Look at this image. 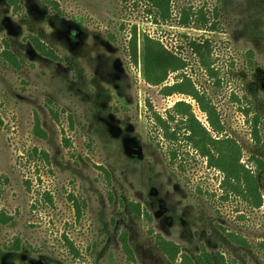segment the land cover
I'll return each instance as SVG.
<instances>
[{
  "label": "rangeland",
  "instance_id": "rangeland-1",
  "mask_svg": "<svg viewBox=\"0 0 264 264\" xmlns=\"http://www.w3.org/2000/svg\"><path fill=\"white\" fill-rule=\"evenodd\" d=\"M48 1L20 0V15L0 0V217L7 216L0 218V264H181L159 239L193 257L205 249L221 253L224 264H264L263 208L222 198L220 172L183 144L172 160L175 146L155 114L165 117L185 99L205 125L207 116L191 97L163 95L145 80L120 23L145 20L169 46L178 39L126 13L122 0H55L59 12ZM224 31L229 48L220 57L229 63L253 49L264 69V0H232ZM7 48L19 67L4 58ZM231 111L250 145L243 117ZM131 203H140V215ZM17 241L20 250H12Z\"/></svg>",
  "mask_w": 264,
  "mask_h": 264
},
{
  "label": "trees",
  "instance_id": "trees-1",
  "mask_svg": "<svg viewBox=\"0 0 264 264\" xmlns=\"http://www.w3.org/2000/svg\"><path fill=\"white\" fill-rule=\"evenodd\" d=\"M6 2L16 13L23 15L20 0ZM48 3L59 12L58 2L52 0ZM121 3L126 13L146 18L147 22L167 35L172 34L179 42V45L169 46L162 37L153 35L145 27V20L132 23L130 27L120 23L121 29L131 32L130 51L137 63L140 59V70L145 80L152 85H161L163 95L191 97L207 116L208 124L205 125L185 99L177 101L167 116L155 114L154 119L162 130L163 138L175 146L170 151L172 160L178 158L181 144L192 149L206 159L207 166L222 175V198L239 197L254 208H263L264 213V99L259 96V91L264 89V69L257 63L253 49L243 55L236 53V57H230L229 63L220 57L222 51L229 48L221 35L226 32L224 27L232 0H122ZM183 29H195L201 34L192 37ZM34 42L41 53L56 57L38 39ZM3 56L15 67L20 66L9 48L5 49ZM241 57L245 61L240 62ZM173 73L178 75L177 80L169 84L166 81ZM232 107L243 117L250 145L249 141L240 138V131L234 129L237 117L233 118ZM36 132L45 135L39 123ZM245 151L248 152L247 161L243 160ZM43 155L48 158L47 153L43 152ZM180 166H184L182 161ZM76 206L79 210L78 202ZM131 208L138 215L142 213L140 203H131ZM0 218L7 221L4 214ZM235 240L250 248L245 239L236 237ZM123 243L126 251L131 253L126 237ZM158 245L172 260L180 256L181 264L225 263L221 253L204 249L193 257L181 251L173 241L159 239ZM20 247V241H17L12 250H20ZM71 249L75 255H80L73 244Z\"/></svg>",
  "mask_w": 264,
  "mask_h": 264
}]
</instances>
